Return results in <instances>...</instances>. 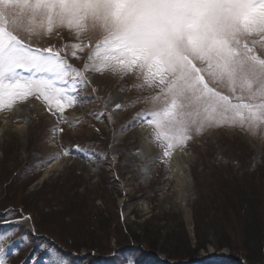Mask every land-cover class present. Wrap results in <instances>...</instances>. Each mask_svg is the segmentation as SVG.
<instances>
[{
  "label": "rangeland",
  "instance_id": "rangeland-1",
  "mask_svg": "<svg viewBox=\"0 0 264 264\" xmlns=\"http://www.w3.org/2000/svg\"><path fill=\"white\" fill-rule=\"evenodd\" d=\"M99 38L98 32L78 34L60 26L32 43L60 50L69 63L84 71L92 52L85 45L94 46ZM249 39L256 41L255 50L264 58V35L252 34ZM71 43L84 47L82 52L76 50L78 59L71 56ZM84 75L90 83L79 88V102L63 116H54L45 102L35 98L0 111V213L11 207L32 218L7 231L12 234L3 240L6 264L25 263L28 251H34L29 258L37 264L43 258L52 262L47 248H41L44 243L81 264L98 262L106 255L125 256L127 262L139 261L133 253L155 258L143 239L148 236L153 243L187 252L183 228L195 248L194 211L196 207L200 210V197L214 198L220 172L236 163L237 157L248 160L252 154L254 165L263 164L264 124L206 128L164 157V147L151 138V126L133 122L124 127L138 113L155 107L152 97L159 89L145 81L143 72L84 71ZM116 104L122 109L114 110ZM101 113L104 115L98 119ZM57 127L63 131L55 132ZM145 128L150 130L146 137L142 135ZM75 145L89 158L62 154ZM177 152L183 167L179 177L173 165ZM56 162L60 167H51ZM179 179L186 182L184 194L179 192ZM19 216L17 212L7 219ZM4 219L0 218V224ZM236 223L238 230L234 227L233 233H219L216 241L210 238L212 231L204 230V238L212 243L204 249L203 242L197 245L202 249L193 254L196 264H204L205 255L212 252L228 254L217 258L220 264H250L241 249H219L230 234L240 238L243 227ZM24 235L27 241L20 239ZM76 245L95 246L98 251H73ZM37 252L40 254L35 255Z\"/></svg>",
  "mask_w": 264,
  "mask_h": 264
},
{
  "label": "snow or ice",
  "instance_id": "snow-or-ice-1",
  "mask_svg": "<svg viewBox=\"0 0 264 264\" xmlns=\"http://www.w3.org/2000/svg\"><path fill=\"white\" fill-rule=\"evenodd\" d=\"M60 26L100 34L94 46L85 45L92 52L84 71L137 70L159 89L153 110L138 113L124 127L151 126L164 157L206 128L264 124V58L249 39L264 35V0H0V111L35 98L54 116H63L79 102V88L90 83L84 71L60 50L32 43ZM71 47L78 59L76 50L84 47ZM120 109L116 104L114 110ZM70 153L89 158L80 145L62 154ZM17 212L16 220L7 219ZM0 215L2 223L15 226L32 219L11 207ZM11 234L0 233V264H6L3 240ZM47 250L55 264H67L54 249ZM224 255L206 254L204 264H220L217 258Z\"/></svg>",
  "mask_w": 264,
  "mask_h": 264
},
{
  "label": "trees",
  "instance_id": "trees-1",
  "mask_svg": "<svg viewBox=\"0 0 264 264\" xmlns=\"http://www.w3.org/2000/svg\"><path fill=\"white\" fill-rule=\"evenodd\" d=\"M230 165L229 169L220 172L219 181L215 183L217 192H215L214 198L203 199L200 197V199H202V201H200V210L198 209L199 207H196L194 211L195 234L197 240L195 248H192V243L188 239L185 228H183V233L185 234L187 239L186 244L189 248L187 252L183 249H181L182 252H179V249H170L166 248L164 245L153 243L151 237L148 236L143 239L146 244L149 245L147 250H151L150 252L156 255L155 258L154 256L139 257L133 253L132 257H137L136 259L139 260H134L133 263L163 264L166 260L174 264H196L197 258L193 256V254L199 252L202 248L204 249L207 244L212 243L208 238H204V230L207 229L212 231L210 232V238L212 237V239L216 241L218 240L217 235L219 233L225 234L229 231L233 233L235 229L238 230V228L235 227V223L239 221L236 224L243 227L240 238H236L235 236L232 238L230 234V236H228V242H220L218 245L219 249L229 248L232 251L241 249L245 253L242 257L250 264H264V161L261 165H254L253 155L250 154L248 160H239L237 157L236 163L232 162ZM0 218L4 219L5 217L2 216ZM11 226V224L2 223L0 224V230L7 232ZM147 233L146 231L145 234L147 235ZM201 242L204 243L202 248L197 246ZM237 243L241 244L242 247L237 246ZM33 244L37 245L36 242H33ZM43 245H46L47 249H54L52 245L47 243ZM93 247L94 249H92ZM81 248L97 250L95 246L80 247L77 245L73 246L72 250L79 251ZM17 249L20 250L19 246ZM47 249L46 251L50 253ZM32 253H34V251H28V255L24 258L25 263L21 264H33L34 261L29 258ZM55 253L65 258L64 260L67 261L68 264H81L76 258L68 259L66 253L62 251L59 252L55 250ZM38 254L40 253H35V255ZM50 254L48 256H50ZM107 256L110 255L104 256L106 258L103 257L104 259L98 262L93 261L91 264H128L124 258L125 256L116 257L117 255H115V257L111 258H107ZM28 259L30 260L28 261ZM46 260L47 259L44 258L40 259V263L38 264H55L54 260L47 263ZM158 260H161L163 263Z\"/></svg>",
  "mask_w": 264,
  "mask_h": 264
},
{
  "label": "bare ground",
  "instance_id": "bare-ground-1",
  "mask_svg": "<svg viewBox=\"0 0 264 264\" xmlns=\"http://www.w3.org/2000/svg\"><path fill=\"white\" fill-rule=\"evenodd\" d=\"M149 133H150V130H149L148 128H145V129L142 131V135H143L144 137H146ZM148 149H149V146H148ZM145 150H147V149H145ZM179 155H180V153L177 152V155L175 156L176 159H175L174 164H173L174 167H175V172H176L175 175H176L177 177H179V176L182 174V171H183L182 164H180L181 162L178 161V160H179V159H178ZM51 167H60V164H58V163L56 162V164L52 165ZM185 186H186V182H185V180H180V179H179V192H180L181 194H184Z\"/></svg>",
  "mask_w": 264,
  "mask_h": 264
}]
</instances>
